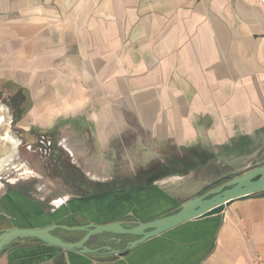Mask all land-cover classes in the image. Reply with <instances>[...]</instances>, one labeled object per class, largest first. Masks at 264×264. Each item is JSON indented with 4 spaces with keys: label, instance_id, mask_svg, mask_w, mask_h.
Segmentation results:
<instances>
[{
    "label": "crops",
    "instance_id": "0c3cea01",
    "mask_svg": "<svg viewBox=\"0 0 264 264\" xmlns=\"http://www.w3.org/2000/svg\"><path fill=\"white\" fill-rule=\"evenodd\" d=\"M0 89L23 93L24 125L79 127L102 154L131 147L123 139L136 132L178 148L249 144L264 132V7L255 0H0ZM185 184V199L205 186ZM11 215L0 202V232L39 227L9 225ZM254 254L264 258V190L123 255L23 238L0 252V264H250Z\"/></svg>",
    "mask_w": 264,
    "mask_h": 264
},
{
    "label": "rangeland",
    "instance_id": "374dc122",
    "mask_svg": "<svg viewBox=\"0 0 264 264\" xmlns=\"http://www.w3.org/2000/svg\"><path fill=\"white\" fill-rule=\"evenodd\" d=\"M11 100L0 89V111L6 112L0 121V202L12 214L9 225L117 220L133 225L175 211L187 200L185 183L191 187L204 183L198 195L209 184L215 183L212 188L230 178H218L223 173L264 163V132L249 144L225 149L206 143L178 148L136 132L123 139L131 147H114L102 154L79 127L59 125L52 130L24 125L25 114L17 117ZM191 173L192 179L180 178ZM157 203L161 205L151 208ZM54 233L71 241L84 234L60 228ZM112 235L97 234L87 244L119 245L108 241ZM120 238L131 241L134 236Z\"/></svg>",
    "mask_w": 264,
    "mask_h": 264
},
{
    "label": "water",
    "instance_id": "95a60500",
    "mask_svg": "<svg viewBox=\"0 0 264 264\" xmlns=\"http://www.w3.org/2000/svg\"><path fill=\"white\" fill-rule=\"evenodd\" d=\"M264 190V163L241 174L228 178L218 185L207 188L202 193L180 203L175 211L161 216L138 221L133 225L121 221L107 223H85L66 225L52 223L39 227H9L0 232V252L16 239L35 238L46 244L74 250L83 254H96L105 250L108 254H126L129 249L185 221L211 214L220 213L225 205L235 198H241ZM60 228L67 231H81L83 236L77 240H64L54 233ZM133 235L136 238L127 241L123 249L111 248L109 245L90 247L87 243L97 234ZM120 242V238L110 237L108 241Z\"/></svg>",
    "mask_w": 264,
    "mask_h": 264
},
{
    "label": "trees",
    "instance_id": "16d2710c",
    "mask_svg": "<svg viewBox=\"0 0 264 264\" xmlns=\"http://www.w3.org/2000/svg\"><path fill=\"white\" fill-rule=\"evenodd\" d=\"M11 102L13 105H15L14 110L17 113V117H20L22 114V108L20 107L21 103L24 100V95L21 91L15 92L12 96H11ZM215 184V183H214ZM214 184H209L208 186L205 187V189L210 188L211 186H213Z\"/></svg>",
    "mask_w": 264,
    "mask_h": 264
},
{
    "label": "built area",
    "instance_id": "2783aa9c",
    "mask_svg": "<svg viewBox=\"0 0 264 264\" xmlns=\"http://www.w3.org/2000/svg\"><path fill=\"white\" fill-rule=\"evenodd\" d=\"M255 2L264 7V0H255ZM250 264H264V258L259 254H254L250 259Z\"/></svg>",
    "mask_w": 264,
    "mask_h": 264
},
{
    "label": "flooded vegetation",
    "instance_id": "af4514ba",
    "mask_svg": "<svg viewBox=\"0 0 264 264\" xmlns=\"http://www.w3.org/2000/svg\"><path fill=\"white\" fill-rule=\"evenodd\" d=\"M121 235H114V236H111V237H115V239L116 238H119ZM134 238H136L135 236H134ZM120 240H121V238H120ZM107 243V242H106ZM112 243H116V240H114V241H112ZM105 244V243H104ZM103 245V244H102ZM100 251H102V250H100ZM99 253V252H98Z\"/></svg>",
    "mask_w": 264,
    "mask_h": 264
},
{
    "label": "bare ground",
    "instance_id": "6f19581e",
    "mask_svg": "<svg viewBox=\"0 0 264 264\" xmlns=\"http://www.w3.org/2000/svg\"><path fill=\"white\" fill-rule=\"evenodd\" d=\"M4 117V115L2 114V113H0V121L2 120V118ZM9 137V136H8ZM10 148H13V150L14 149H16V146L15 145H13L12 147H10ZM10 150V149H9ZM1 166V165H0Z\"/></svg>",
    "mask_w": 264,
    "mask_h": 264
}]
</instances>
